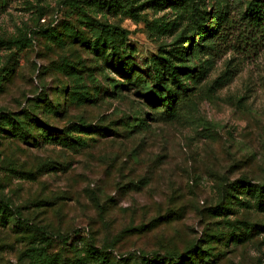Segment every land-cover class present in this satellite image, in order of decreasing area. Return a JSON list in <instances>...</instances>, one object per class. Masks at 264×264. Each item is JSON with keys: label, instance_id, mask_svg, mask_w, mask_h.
Listing matches in <instances>:
<instances>
[{"label": "rangeland", "instance_id": "obj_1", "mask_svg": "<svg viewBox=\"0 0 264 264\" xmlns=\"http://www.w3.org/2000/svg\"><path fill=\"white\" fill-rule=\"evenodd\" d=\"M253 2L0 0V264H264ZM180 45L203 73L166 119L143 94Z\"/></svg>", "mask_w": 264, "mask_h": 264}, {"label": "trees", "instance_id": "obj_2", "mask_svg": "<svg viewBox=\"0 0 264 264\" xmlns=\"http://www.w3.org/2000/svg\"><path fill=\"white\" fill-rule=\"evenodd\" d=\"M111 8L117 9V5L112 4ZM191 10V8L189 9ZM218 13V10L214 12L212 17H216ZM248 15V21L250 24L254 25L259 29V31L264 32V25L261 20L264 21V3H258V2H253L249 8V13ZM218 16V15H217ZM220 24L218 25V27ZM218 37L217 36V31L215 30H206L204 33L200 35V37L206 41V42H211L213 41V38ZM213 43V42H212ZM107 44H112V41H107L106 37L104 35L99 36L94 45L95 46H102ZM181 46V48H180ZM177 48H173L171 51L165 52V56H156L155 58H152L150 60V66L149 69L151 70L152 73V78L155 81V87L157 88L155 91L150 90L151 88L149 87L146 88L148 91H141V93L145 96L147 101H150L153 104H156L160 106L163 111L162 114L165 116L166 119H172L177 117V110H176V105L177 101L179 100L181 95H184L185 93L188 92L189 87L187 86L185 80H184V75L187 74H199L201 75L203 73V69L201 66H198V69L196 66H192L191 64H185V62H179L177 59H183V56L187 54V52L182 48V45H180ZM111 50L114 52L112 55L114 56L113 58L117 59L118 61L120 60V55L118 52V49L116 50V46L112 44ZM147 63V61H146ZM124 64L120 62L121 68H125L123 66ZM131 75V74H130ZM9 117H13L12 115H9ZM33 120L35 119L36 122L41 125L43 128L46 127V123H44L42 120L38 118H32ZM21 119L19 118V121ZM34 120V121H35ZM22 122H18L19 125L21 126ZM34 126L35 124L26 122V127L28 128V131H30V126ZM85 127H92V125H88ZM22 128V127H21ZM86 129V128H84ZM59 141V140H58ZM66 145V144H65ZM251 190V189H250ZM253 193H255L257 197V205H262L264 204V189L262 186H255L252 189ZM11 211V209H9ZM12 217H13V212H12ZM19 218V217H18ZM17 219L16 222H17ZM180 257L178 256L177 259H175V262H170L171 264H178V259ZM147 260V257L144 258ZM148 263L150 264L153 262L151 259L148 257ZM155 264V263H154Z\"/></svg>", "mask_w": 264, "mask_h": 264}]
</instances>
